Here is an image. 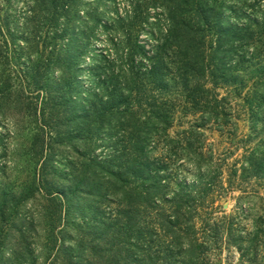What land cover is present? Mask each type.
<instances>
[{"label": "rangeland", "instance_id": "1", "mask_svg": "<svg viewBox=\"0 0 264 264\" xmlns=\"http://www.w3.org/2000/svg\"><path fill=\"white\" fill-rule=\"evenodd\" d=\"M0 264H264V0H0Z\"/></svg>", "mask_w": 264, "mask_h": 264}, {"label": "trees", "instance_id": "2", "mask_svg": "<svg viewBox=\"0 0 264 264\" xmlns=\"http://www.w3.org/2000/svg\"><path fill=\"white\" fill-rule=\"evenodd\" d=\"M194 1V0H192ZM214 17V20L212 21ZM223 21H222V12L220 11H215L213 10V8H211L210 6H205L202 7L200 12H198V17H197V22L196 24L198 25L197 28L195 29L197 30H201V26L206 27L209 25H212V28H215L218 30L219 32V36H218V41L217 43H219V47H222L223 45H225V43L227 41H229L230 39H232L233 37L238 38L239 34H240V30L238 29H232L230 30L228 27H224L223 25ZM177 26L175 24H171L170 29L167 30L166 32V39H171L174 36H178L177 34ZM189 32L193 31V28L189 26ZM195 31V32H196ZM198 34V33H196ZM196 34H194L192 37L188 36L187 39V43L184 46L183 49L189 50L191 48H193V50L195 52H197V47L199 46L194 43V39ZM163 49L161 47H155L153 53L150 55H145L143 57H141L140 59H136L135 56L137 54H133L132 52H127L126 54L124 53V55H122L123 58V62L121 63L120 66H122L120 69V76L123 80V84L121 85V88L117 91L114 89H111L109 91V95H110V100L107 103V106L109 109H119L120 110V114L121 115H125V116H133L135 117V112L132 108H131V99L133 96V90H130L129 85H133V88H136V84L139 80H143L141 78H145L147 80H151L152 83L154 82V80L157 78V76L162 75V72H164L163 70V65H161L157 59L159 56H161L160 51H162ZM109 58V57H108ZM191 58V57H190ZM70 61H72V59H69ZM193 62V61H190ZM146 64L145 69L142 70V66ZM189 64V63H187ZM201 68V67H200ZM119 76V75H118ZM143 76V77H142ZM111 80L118 82L119 78L112 76L111 75ZM150 83V84H152ZM128 89V91H127ZM115 93H117V95H115ZM92 104V103H91ZM106 104V103H105ZM118 110V111H119ZM129 122V121H128ZM129 126V130L132 132V134H130V139H129V145L131 147L132 152L134 153V158L132 159V161L130 162V169H131V174H135L134 176H136L137 171H136V167H137V160L136 157L138 155V157H140V154H144L143 148H142V144H143V137H140V131L141 129L137 128L135 126V123H132ZM145 155V154H144ZM112 175H114V173L111 172ZM115 177V176H114Z\"/></svg>", "mask_w": 264, "mask_h": 264}]
</instances>
